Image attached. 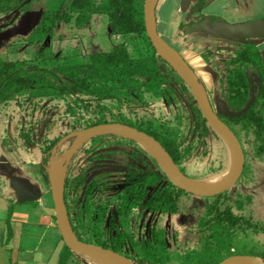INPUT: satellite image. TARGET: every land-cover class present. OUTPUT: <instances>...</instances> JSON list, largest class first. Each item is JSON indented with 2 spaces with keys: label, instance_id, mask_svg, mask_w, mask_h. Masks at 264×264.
I'll return each instance as SVG.
<instances>
[{
  "label": "rangeland",
  "instance_id": "1",
  "mask_svg": "<svg viewBox=\"0 0 264 264\" xmlns=\"http://www.w3.org/2000/svg\"><path fill=\"white\" fill-rule=\"evenodd\" d=\"M62 2L63 0H34L29 11H34L35 14L41 10L55 11L61 7ZM39 16L40 13L34 17L35 24H32L30 29L26 22L21 21L3 26V29H8L4 32L0 25V67L4 62L13 61H24L27 65L35 64L41 68L81 64L89 62V54L82 55L83 51L92 54L109 52L122 42L119 35L111 34L107 17L95 16L91 24L84 29L63 23L56 30L54 40L31 44L24 34L29 36L35 25H38ZM2 19L0 18V23ZM7 19L6 17L5 20ZM6 33L8 36L5 35ZM224 34V36L222 34L216 36L195 30L190 34L189 42L201 51L198 54L205 59L204 54L209 49L215 48L217 44L226 46L228 42L236 41L234 38H228L226 32ZM162 36L199 74L201 59L198 56L191 57L169 35L162 34ZM182 40L179 44L184 47L188 42ZM248 40L259 48L264 47V38ZM54 41H57V45ZM131 51L139 63L145 64L144 66L153 64L152 60L148 61L142 56L139 59L136 50ZM40 52H46L45 56H39ZM152 54L150 53L153 58ZM210 72L212 73L211 70ZM252 76L253 81L256 77L254 74ZM210 80L207 78L208 83L204 88L212 91L216 112L228 116L230 112L226 110L218 93L213 89L214 78L212 82ZM169 87L173 91L170 100L164 96L148 93L138 102H135L134 98L127 99L124 95L117 100L105 101L104 104L108 109L104 112V116L108 120L126 121L144 129L152 127L163 136L174 134L179 144L194 149L184 165L186 174L194 180H213L217 183L233 166L231 148L210 126L208 135L200 138L194 113L196 104L190 101V98L194 97L192 91L183 92L182 86L175 82L170 83ZM27 98L28 94L18 97V100L9 104L0 103V142L6 144V151L11 158L9 171L14 170L24 176L26 172L34 171L33 164H29L32 163L31 161L40 162L45 148L53 140L86 129L90 120H98L101 117L98 114L99 109L92 111L93 113H87L85 109L84 118L80 120L68 116L66 114L68 103L75 105V96L38 98L32 102L27 101ZM239 140L245 153L244 172L236 185L223 193L225 199L223 198L221 205L222 209L226 205H231L235 214L245 216L255 224L256 228L245 232L238 230L233 244L227 249L216 245L208 247L206 236L209 233H205L200 227L201 219L206 215L207 205L213 203L217 196L198 197L187 193L183 195L180 211L176 215L142 209L130 211L124 209L122 214L119 213L124 189L129 183L128 177L132 171L141 170V174H144L154 170L165 176L162 186L169 181L141 144L129 138L103 136L99 141L88 142L75 156L69 169V178L72 182L70 202L74 206V214L80 218V225L88 232V238L93 240L96 236H100L103 240L109 241L119 232L129 234L132 240L126 242L122 251L129 257H142V247L155 245L154 233L165 229L167 248L163 254L162 264H219L238 255L251 256L259 264H264L262 258L264 255V161L255 156L251 136L239 132ZM71 141L63 145L59 153L53 155L55 161L62 158L63 153L69 149ZM7 147H10L11 151ZM155 190L156 188L149 189V197ZM240 196L252 197V203L243 211L236 207ZM42 203L48 204L51 208L50 213L47 214L48 225L60 231L54 204L46 200ZM78 258L89 264H99L90 256H78Z\"/></svg>",
  "mask_w": 264,
  "mask_h": 264
},
{
  "label": "trees",
  "instance_id": "2",
  "mask_svg": "<svg viewBox=\"0 0 264 264\" xmlns=\"http://www.w3.org/2000/svg\"><path fill=\"white\" fill-rule=\"evenodd\" d=\"M145 1L63 0L58 10L45 11L40 24L28 39L31 44H42L47 40H53L56 30L63 23L74 25L77 29H84L89 26L95 16L107 17L111 34L119 35L122 42L109 52L89 55V62L81 64L41 68L35 64L27 65L24 61L4 62L0 67V103L9 104L26 94H28L29 102L38 98L55 99L75 96V105L68 103L66 109L68 116L77 117L80 120L84 118L85 109L87 113H93L92 111L99 109L98 114L101 117L98 120H90L87 128L112 122L138 128L154 136L170 152L186 174L184 165L191 157L193 147H183L177 142L174 134L163 136L152 127L144 129L142 126L126 121L108 120L104 116V112L108 109L104 102L117 100L121 95L127 99L134 98L135 102L143 100L148 93L164 96L170 100L173 91L169 84L172 82L182 86L183 92L190 91L186 82L158 53L147 36ZM33 2L34 0H0V15L13 13L17 17L20 13L29 10ZM131 50L134 52L136 50L135 53L139 59L142 56L143 59L152 60L153 64L144 66L145 64L139 63ZM150 53H153V58ZM45 54L46 52H40L39 56L43 57ZM204 58L215 77L214 90L218 93L226 110L237 114L243 111L253 99L242 114L220 115V117L238 138L239 132L251 136L255 156L264 161V55L261 49L251 42L230 41L226 46L217 44L215 48L209 49L204 54ZM253 74L256 78L252 81ZM190 101L196 104L194 113L200 138H202L208 135L210 127L194 97H191ZM62 138L53 140L45 148L40 163L34 166V171L41 173L47 184H50L48 169L53 157L52 150ZM100 139L92 141L96 142ZM164 179L163 174L154 170L144 174H141V170L132 171L128 177L129 183L124 189L119 213L122 214L124 209L128 211L142 209L162 214H178L180 201L187 193L170 180L162 186ZM70 187L72 188V182L68 178L66 204L79 239L122 253L126 242L132 240V237L125 232H119L109 241L103 240L100 236H96L95 240L88 238V232L80 225V218L74 214V206L70 202ZM150 188H156V190L149 197ZM224 195L217 196L213 203L207 205L206 215L201 219V230L209 233L206 236L208 247L216 245L227 249L233 244L238 230L245 232L256 228L251 220L235 214L231 205H226L222 209L221 201ZM251 203V196H240L236 207L243 211ZM101 210L104 211L103 208ZM165 235L166 230L160 229L154 233L155 245L149 244L142 247V257H128L135 264L164 263L163 254L167 248ZM66 249L72 252L67 246ZM76 256L79 255L76 254ZM262 258L264 259V255ZM83 262L89 264L86 261Z\"/></svg>",
  "mask_w": 264,
  "mask_h": 264
},
{
  "label": "crops",
  "instance_id": "3",
  "mask_svg": "<svg viewBox=\"0 0 264 264\" xmlns=\"http://www.w3.org/2000/svg\"><path fill=\"white\" fill-rule=\"evenodd\" d=\"M209 1L161 0L156 11L160 34L169 35L191 57L198 56L201 59L199 74L205 83H208L207 78L211 82L214 78L215 82V77L205 59L198 54L201 51L189 42L190 34L198 30L224 36L223 30L228 25L252 24L264 20V0ZM42 12L39 11L38 22ZM38 14L28 11L19 21L26 22L30 29ZM1 30L4 32L8 29ZM5 35L8 36L7 33ZM26 35L24 37L28 39ZM181 39L188 42L185 48L179 44ZM54 43L57 45V41ZM260 49L264 55V47ZM7 148L11 151L10 147ZM8 155L6 144L0 142V264H85L76 254L66 249L61 232L47 223V214L51 208L42 202L46 200L54 204L50 184L37 171H28L25 176L14 170L9 171L12 163ZM31 162L29 165L33 166L40 163ZM28 186L31 189H27ZM28 193L36 194L37 197L32 201L22 200Z\"/></svg>",
  "mask_w": 264,
  "mask_h": 264
},
{
  "label": "water",
  "instance_id": "4",
  "mask_svg": "<svg viewBox=\"0 0 264 264\" xmlns=\"http://www.w3.org/2000/svg\"><path fill=\"white\" fill-rule=\"evenodd\" d=\"M160 1L161 0L145 1V27L147 36L158 53L170 63L173 69L186 82L208 125L226 140L233 153V169L230 176L222 183L209 188L200 187L195 184L194 179H191L181 170L170 152L167 151V149H165V147L154 136L139 130L138 128L124 123L112 122L98 124L68 134L57 143L52 152L53 155L57 152L59 153L63 145L72 140L69 149L63 153L60 160L55 161L56 159L52 157L48 173L54 208L56 211V219L63 241L72 252L81 257H91L93 255L105 258L112 264H135L128 256L116 252L113 249L80 240L73 228L66 204L68 172L71 162L88 142L108 135L135 140L151 155L173 184L186 193L198 197H215L227 192L236 185L244 172L245 153L239 138L215 111L207 91L201 83L198 73L190 66L181 53L171 46L159 32L156 21V11ZM223 31L228 34V38L230 37L237 40L264 38V20L252 24L228 25ZM252 101L253 99L243 111L237 114L245 112ZM237 114L230 112L229 116ZM56 164L59 166L57 171L54 168ZM33 188L35 189V187ZM27 189L31 188L28 186ZM36 197V194L28 193L22 200L32 201ZM219 264L259 263L251 256L238 255L232 256Z\"/></svg>",
  "mask_w": 264,
  "mask_h": 264
},
{
  "label": "flooded vegetation",
  "instance_id": "5",
  "mask_svg": "<svg viewBox=\"0 0 264 264\" xmlns=\"http://www.w3.org/2000/svg\"><path fill=\"white\" fill-rule=\"evenodd\" d=\"M34 3V2H33ZM32 3V4H33ZM62 5V4H61ZM30 9V8H29ZM29 10H27V11H25V12H22V13H20L17 17H16V15L15 14H6V15H0V18L2 19V18H4V20L2 19V21H1V23H0V25H2V28H4L5 26H7V25H10V24H14L15 22H17V21H19L21 18H22V16L25 14V13H27ZM45 12V11H44ZM44 12H42L41 13V18H42V14L44 13ZM8 18L7 20H5V18ZM12 17V18H11ZM41 18H40V21H41ZM4 21V23L2 24V22ZM6 22V23H5ZM40 24V22L38 23V25ZM38 25H36V27L35 28H37L38 27ZM4 26V27H3ZM34 28V29H35ZM34 29L32 30V32L34 31ZM31 32V33H32ZM31 33L29 34V37H30V35H31ZM162 35V34H161ZM29 39V38H28ZM249 39H251V38H249ZM232 41H235V40H232ZM242 42V43H245V42H250L248 39H236V42ZM29 42V41H28ZM80 52V51H79ZM104 53V52H103ZM79 54H81V53H79ZM92 55V53H89V52H87V53H84V51L82 52V55ZM96 54V53H95ZM88 55V56H89ZM80 55H77V57H79ZM209 66V65H208ZM198 73V72H197ZM199 75V74H198ZM200 77V80H201V83L203 84V86H205L206 85V83H205V81L202 79V77L201 76H199ZM214 85H215V82H214ZM206 88V87H205ZM214 89V88H213ZM206 91H207V94H208V96H209V98H210V101H211V103H212V105H213V107H214V101H213V93H212V91L211 90H209V89H207L206 88ZM215 91V90H214ZM198 105V104H197ZM199 107V106H198ZM200 109V108H199ZM214 109H215V107H214ZM215 111H216V109H215ZM219 115V114H218ZM220 116V115H219ZM221 118V117H220ZM99 138H102V137H99ZM96 139H98V138H96ZM149 154V153H148ZM151 156V155H150ZM156 162V161H155ZM72 163V162H71ZM157 163V162H156ZM70 169V168H69ZM68 178H69V172H68ZM150 211V210H149Z\"/></svg>",
  "mask_w": 264,
  "mask_h": 264
},
{
  "label": "bare ground",
  "instance_id": "6",
  "mask_svg": "<svg viewBox=\"0 0 264 264\" xmlns=\"http://www.w3.org/2000/svg\"><path fill=\"white\" fill-rule=\"evenodd\" d=\"M54 168L57 171L59 169V166L56 164L54 166ZM232 169H233V167L230 169V171L227 173V175L223 176V178H221L219 181H217V183L214 182L213 180H194L195 184L197 186L206 187V188L216 186V185L222 183L223 181H225L230 176ZM90 258L99 264H112L110 261L106 260L105 258L99 257V256H93L92 255Z\"/></svg>",
  "mask_w": 264,
  "mask_h": 264
}]
</instances>
